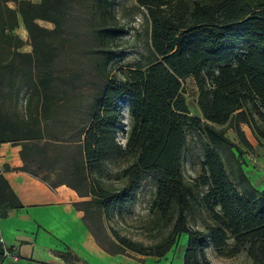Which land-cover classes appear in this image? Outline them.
Returning a JSON list of instances; mask_svg holds the SVG:
<instances>
[{"label": "trees", "instance_id": "1", "mask_svg": "<svg viewBox=\"0 0 264 264\" xmlns=\"http://www.w3.org/2000/svg\"><path fill=\"white\" fill-rule=\"evenodd\" d=\"M115 1L0 0V143H23L21 169L47 181L41 172L57 174L51 185L64 183L84 198L75 205L107 252L160 257L186 234L184 264H213L207 246L226 257L245 251L253 264H264V188L251 183L239 158L244 150L225 130L232 127L252 148L246 124L264 146V0H135L146 23L145 51L118 70L121 77L113 72L115 46L130 28L116 16ZM17 15L31 51L19 50L22 39L10 32ZM188 77L201 117L186 104ZM24 87L26 115L18 119L7 103ZM124 106L130 128L122 145ZM191 132L200 172L187 180ZM146 176L159 240L112 238L104 219L134 199ZM19 205L0 170V216ZM196 211L207 213L203 227L189 223Z\"/></svg>", "mask_w": 264, "mask_h": 264}, {"label": "crops", "instance_id": "2", "mask_svg": "<svg viewBox=\"0 0 264 264\" xmlns=\"http://www.w3.org/2000/svg\"><path fill=\"white\" fill-rule=\"evenodd\" d=\"M21 149V143H0L1 174L20 203L7 207L6 215L0 216V247H9L18 259L0 264H184L187 235L182 241L183 234L160 257H132L101 248L84 221L83 210L75 205L84 198L64 183L51 185L21 169ZM258 152L254 159L243 153L242 168L251 183L263 189L264 147ZM252 161L263 166L249 173Z\"/></svg>", "mask_w": 264, "mask_h": 264}, {"label": "rangeland", "instance_id": "3", "mask_svg": "<svg viewBox=\"0 0 264 264\" xmlns=\"http://www.w3.org/2000/svg\"><path fill=\"white\" fill-rule=\"evenodd\" d=\"M33 2H38L39 0H31ZM8 6L15 8L16 4L13 1H9ZM114 11L119 21L126 25L129 29L128 33L122 36L117 41V46L115 49L119 52L113 61V72L121 77L120 69H128L134 65V63L140 57V54L145 51V41L147 39L145 32V18L140 8L137 7L135 0H116L114 4ZM18 25L12 31L13 34L18 35L22 39V43L19 47L21 51H31L32 46L30 45L28 34L23 24L20 22V17L17 15ZM38 23L44 27L51 28L53 24L45 20H38ZM184 95L188 110L191 115L201 117V112L197 106V87L191 77H188L183 82ZM28 97V88L24 87L21 89L17 100L12 101L8 104V107L12 108L18 119L25 118L26 115V100ZM124 115L121 120V128L124 130H119L117 132V140L119 143L124 145L127 137V132L130 128L129 115L127 107L123 108ZM241 128L245 133V137L251 143L252 148H247L243 143H241L232 127H226V135L232 139L234 142L240 145L244 150L246 156L255 158L259 154L258 150L260 145H258L257 138L253 134L252 130L246 124H241ZM194 132H191L188 136L187 147L183 154V172L187 180H191L200 172V145L197 140V136ZM251 141V142H250ZM23 144V143H21ZM255 147V148H254ZM264 146H261V148ZM235 153L236 150H234ZM240 160L243 162V154L239 156ZM228 170H231L229 164L226 162ZM263 165L257 164V162L252 161L251 169L249 173H252L254 169L261 168ZM47 166L44 164V169ZM41 175L45 176L49 182L58 183L60 180L57 174H51L49 172H41ZM152 177L146 176L140 182L139 188L136 191V196L130 202L124 204L120 213H117L115 209L113 211L114 215L109 219H104V225L106 232L113 238L114 233H118L121 236L127 237L133 241L140 242L144 245H151L157 242L161 236V232L152 227L150 222L151 216L148 212L149 200L151 198V193L153 191ZM207 219V213L205 211H196L193 215L189 216V223L198 227H203L204 221ZM186 238V234L182 235V241ZM179 242V238L176 243ZM206 255L211 263L213 264H253L251 258L246 254L245 251H240L233 256H219L217 255L213 248L207 246L205 248ZM129 256H136L137 254L127 250L125 253Z\"/></svg>", "mask_w": 264, "mask_h": 264}, {"label": "built area", "instance_id": "4", "mask_svg": "<svg viewBox=\"0 0 264 264\" xmlns=\"http://www.w3.org/2000/svg\"><path fill=\"white\" fill-rule=\"evenodd\" d=\"M2 255L5 259L17 260L18 256L9 247H2Z\"/></svg>", "mask_w": 264, "mask_h": 264}]
</instances>
